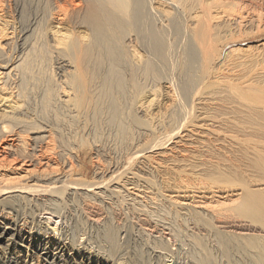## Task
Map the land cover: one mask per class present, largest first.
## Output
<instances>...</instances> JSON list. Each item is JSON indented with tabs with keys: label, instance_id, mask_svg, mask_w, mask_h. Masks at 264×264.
Segmentation results:
<instances>
[{
	"label": "bare ground",
	"instance_id": "1",
	"mask_svg": "<svg viewBox=\"0 0 264 264\" xmlns=\"http://www.w3.org/2000/svg\"><path fill=\"white\" fill-rule=\"evenodd\" d=\"M239 1L242 0H0V264H27L26 259L22 257L24 248L18 249V240L23 243L21 247L26 245L25 249L32 252L36 264H166L169 261L173 262L172 264H264V127L262 130L257 128V144L262 151L259 150L257 159L254 158V166L261 169V176L252 175L251 180L243 182L236 194L234 192L238 189H233L237 179L234 181L231 173L226 171L228 167L224 166L223 170L219 166L207 174L212 179L209 178L212 181L210 185V182H203L205 184L193 188L191 192H187L188 189L184 187H175L182 190L180 193H184L185 198L180 207L179 202H174L173 208L169 206V212L158 203L156 197L154 198L155 191L150 190L154 188L153 180L145 178V185L140 186L142 176L140 181L135 175L127 177L129 188L126 194L133 197L132 203L135 202L138 206L136 208L133 205V208L130 206L129 209L135 212L138 221H148V224L144 222L136 227L132 226L133 222L130 223L131 220L125 218L123 213L121 204L126 202L119 201L120 187L115 186L118 184L119 174L113 170L114 166L108 167L98 163L97 171L101 177L88 182L82 177L80 165L75 162L73 156L76 152L84 151L86 137L98 138L96 136L106 129L107 132L113 131L115 134L112 135L116 137L114 140L124 146L135 138L139 141L151 135L155 138V134H160L161 130L175 126L171 117L166 116L168 112L165 113L168 118L166 123L162 119V122L156 121L158 123L155 127L150 124H147L149 127H142L140 124V116L150 115L152 120L157 118V112L151 113L150 109L160 92L166 95L167 102L163 106L169 112H174L180 105L179 95L186 94L185 87L188 85H183L182 89L174 86L175 78L172 73L177 68L174 67L173 61L175 59L174 53L172 55L174 46L171 32L180 28L178 22L184 19L185 23L189 22L191 42L203 44L207 47L205 49L202 45L204 50L215 48L217 43H224L228 38L230 41L242 28L237 22L226 21V17L243 15L242 12L247 6H258L260 15L257 13L259 16L256 20L259 23L264 21V0H247L249 4ZM256 20L253 17L244 21L246 25L252 26L250 32H253ZM181 28L180 31L183 29ZM257 32L264 33V25L262 31L258 28ZM174 33L172 36H175ZM176 45L179 46V43ZM235 51L238 50L233 49L225 56L229 59L228 64L224 58L226 62L221 65L223 61L220 59L217 72L213 69L212 74L215 72L216 79H219L215 84L218 87L215 88L224 91L234 89L235 92L240 89L236 83L234 85L228 80L223 81L222 78L226 77L225 73L222 74L224 69L218 71L223 66L228 69L233 65L234 68L246 62L238 59L240 57L235 55ZM210 53L207 52V56ZM201 55L203 56L202 53ZM205 56L204 54L203 57ZM213 56L214 52L212 57L210 56L212 60H209L211 65L217 58ZM220 56L218 57L221 58ZM209 68L212 67L208 65ZM201 69L200 72L203 70ZM180 70L182 71V68ZM229 76L226 79H229ZM198 86L195 88L198 89ZM195 88L193 86V89ZM245 88L246 91L254 90L252 85L242 87L244 90ZM263 88H259L260 93ZM178 89L183 93L178 94ZM205 92L208 94V90L201 93L205 95ZM239 94L241 95V92ZM198 95L200 97L199 93ZM204 95L201 99L211 100L210 104L215 101L214 98H205ZM238 99H243L242 95ZM209 106H206V111ZM158 107L161 110L160 106ZM216 120H209V124L207 123L213 128L210 134L214 136L223 132L219 129L220 126L216 127L219 123ZM151 123L155 124L153 121ZM220 123L223 125L222 120ZM207 124L194 125L192 128H202ZM231 126L233 127V124ZM176 129L178 127L171 131ZM180 130L168 133V136L164 134V138L157 134L156 139L152 140L156 141L150 144L147 139L145 146L139 142L134 145L135 141H132L131 145L129 144V148L132 147V156L127 155L124 163L120 161L123 168L131 172L130 164L145 157L147 153L160 150V147L167 145L169 138H174ZM257 131L255 129V132ZM220 134L219 136H222L223 133ZM234 137L237 136H231L233 142L237 140L236 143L241 145V139L234 140ZM8 138L10 140L5 142ZM106 144L98 146L99 152L108 150ZM248 145L250 146V143ZM134 164L135 162L133 166ZM258 172L257 169L255 173ZM163 184L164 189L174 188L171 183ZM173 197L170 196V199ZM196 198L202 201L197 202ZM204 199L206 200L203 201ZM103 202L111 204V207L105 208ZM192 202L193 206L200 205V210L188 208ZM71 208L82 209V213L86 215L84 218L91 219V222L87 219L89 225L87 221L81 220V216L76 231L79 232V239L69 235L67 227L64 226L65 219L72 218ZM50 225H55L52 231H49ZM87 225L92 229L96 228L95 233H90L89 228V231L86 230ZM182 227L189 232H184ZM82 238L86 240L82 241ZM178 240L180 243H191L194 245L191 247L197 249L195 256L192 254L194 257L190 263L183 260L182 251L177 247ZM182 245L181 247H184Z\"/></svg>",
	"mask_w": 264,
	"mask_h": 264
},
{
	"label": "rangeland",
	"instance_id": "2",
	"mask_svg": "<svg viewBox=\"0 0 264 264\" xmlns=\"http://www.w3.org/2000/svg\"><path fill=\"white\" fill-rule=\"evenodd\" d=\"M246 1V2H245ZM240 3H243V4H249V2H247V0H242V1H239ZM245 2V3H244ZM258 6H256V7H249L248 8V6H247V11L245 12V11H243L242 13H244L243 15H241V14H239V15H236V16H231V17H226L225 18V20L226 21H229L230 23H233V22H237V24H239V25H241V29H239V31L240 32H238L237 34H238V36H237V34L236 35H234V37L229 41V38L227 39L228 40V42H227V40H226V42H224V43H222L221 42V44L220 43H217L218 44V49L216 48V46H217V44H216V46H215V48L213 47V48H210V49H208V50H204V47H205V49H207V47L206 46H204L203 44V46L202 45H200V44H197V43H193V42H191L190 41V39H191V37H190V31H189V26H188V24H189V22H187V23H185V20L183 19V21H184V23H183V21H181V22H178V24L180 25V28L182 29L181 31H180V28H176L175 26H173V27H175L177 30L175 31H173V32H171V34H170V37H172V39H171V41H172V43H173V46H174V52H172V55H173V53H174V55H173V58L175 59V60H173V61H175V65H174V67H176L177 69H176V71H177V73H176V71L174 70V74L172 73V76H174L173 78H175V80L173 79V81H174V86L176 87V88H179V87H181L180 89H182V86L184 85V87H185V85H188V86H186L185 87V90H186V94H184L183 93V91L182 90H180V89H178L179 91V93L178 94H180V93H183V94H180L179 95V97H178V99H180V100H178V102H179V106L174 110V112H169V111H167L166 109H165V107L163 106L164 105V103H166L167 102V99H165L166 98V95H164V93L163 92H160L159 93V97L158 98H156V100L154 101V103H153V106H152V109H150L151 110V113H156L157 112V118L156 117H154L155 119L154 120H152L151 119V117H150V115L149 116H140V119H141V126L143 125H146L147 127H149V125H147V124H150L151 126H154V125H157L156 123H158V122H156L157 120L158 121H161L162 122V119H164V123H166V121L168 120V118L169 117H171V119H172V122H174V125L175 126H173L172 125V127L170 128V126H168V128H165V129H163V130H161L162 131V133H161V131H160V134H161V137H165V135L164 134H171L173 131H171L174 127H178V129H176L173 133H175V132H178L181 128H183V126H184V128L183 129H181L180 130V134L178 133V134H176L175 136H173L174 138H169V140H168V142H167V145H164L162 148L160 147V150L159 149H157L156 151H154V152H152V153H147L146 154V156L145 157H143V158H141L140 160H137V161H134V160H132V162L134 161L135 162V164H134V166H133V163L132 164H130V166L132 167H130L131 169L130 170H132L131 172L129 171V169L127 170V169H124L123 168V166H122V162L124 163V158L128 155V156H132V155H130L133 151H131V149H132V147L130 146V148H129V144L132 142V141H135L133 144L135 145V143H137L138 144V142H139V144H141V145H144L145 146V144L146 143H148V142H150V144L153 142L152 140H154V139H156V137H157V134L159 133H157V134H155L156 135V137L154 138V136L153 135H151V136H149V137H147V139H148V142H147V139H145V140H143V139H140V140H142V141H139L137 138H135L134 140H132L130 143H128V144H125L124 146L123 145H121L120 143H118V140H114V138H116V137H114V135H112L114 132L112 131H109L108 130V132L105 130V131H103V133H105V134H103V136L105 135H107L108 133H110V134H108L106 137H103L102 136V134L100 135H97L96 137H98V138H94L95 136H92V137H89V138H87L86 137V139H84L85 140V142H87L86 143V146L83 148L84 149V151H80V152H76V154L75 155H73V156H75L74 157V159H75V162L77 163V164H79L80 165V172H81V174H82V177L85 179V181H88V182H93V181H95V180H98L101 176L99 175V171H97V164L98 163H100L101 165H103V166H114L113 167V170L115 169V171H116V174L118 173L119 174V177H118V180H117V183L118 184H115V186H118V187H120L119 189H120V193H119V196H121V198L119 199V201L121 200V202H126V204L125 203H123V204H121L122 206V208H123V213H125V218H127V219H129V220H131V221H129L130 223L131 222H133V223H131L132 224V226H137L138 224H142V223H144L145 222V224L148 222H146V221H142V222H140V221H138V219H136L135 218V212H133V210H130L129 208H130V206H132V208H133V205L136 207V208H138V206H136L135 204V202H133L132 203V198L133 197H131L130 195H128V194H126V191H127V193H128V188H129V186H127V184H128V182L126 183V181H127V177H132V176H134L135 175V178H137L139 181L142 179V181L141 182H139V184H140V186L142 185V186H144L145 184H143V179H145V178H149V180H153V182L152 183H154L153 185H154V188L153 189H150L152 192L153 191H155V195H154V198L156 199V200H158V203H160L161 204V206L163 205V207H164V209H166V211H169L170 212V210H169V206H170V208L172 207L173 208V206L175 207V203L174 202H176V203H178L179 202V205L178 204H176V205H178L179 207H180V204H182L181 203V201L182 200H184V198H185V195H184V193H180V192H182V190H180L179 188H175V187H177V186H179V187H181V188H186V189H188L187 190V192L189 191V192H191L192 190H194V189H196V187H198L199 185H202V184H207L208 182H210L208 185H210L211 184V182L212 181H210V179H211V176L209 177L208 175H209V173L211 172L212 173V170H216V167L218 168L219 166H221L220 168L221 169H223V170H225V167H228V168H226V171L228 172V173H231L230 175L234 178V181L236 180L237 182H235V188L233 189V190H235L236 191V189H238L236 192H234L235 194L238 192V191H240V188L242 187V185H243V182H245V181H247V180H251V177H253L252 175H259V176H261L259 173H261L260 172V170L261 169H259L258 167H255L254 165V160L255 159H257L256 157H257V154L260 152L259 150H261L262 151V149H260L259 147H258V144H257V141L259 142V138H258V136H259V130H262V127H264V120H263V117H264V97H263V95H264V93H263V91H264V36H263V34L264 33H260V32H257V29L259 28V30H261L262 31V29H263V23H264V21L263 22H261V23H259L256 19H257V17L260 15V12H259V8H257ZM250 9L252 10H254V11H256V12H254L253 10L252 11H250ZM247 12H248V14H247ZM250 12V13H249ZM240 13H241V11H240ZM253 13H255V14H253ZM259 15H258V14ZM251 15V16H250ZM254 17V20H256V22H255V24L256 25H254L255 27H253L254 29H253V32H250L251 30H252V26H248V25H246V21L247 20H249V19H252V18ZM245 21V22H244ZM177 23V22H176ZM175 23V24H176ZM182 23V24H181ZM244 23V24H243ZM259 23V24H258ZM184 24H186V25H184ZM260 24H262L261 26H260ZM177 25V24H176ZM178 25V26H179ZM182 25V26H181ZM187 27L186 29H184V27ZM247 26V27H246ZM258 26V27H257ZM236 27H237V25H236ZM251 27V28H250ZM257 27V29H255ZM261 28V29H260ZM243 30V31H242ZM245 30V31H244ZM179 31V33H177ZM241 31H242V33H241ZM247 31H249V32H247ZM174 32H176V33H174ZM182 32V33H181ZM248 34H247V33ZM255 32H257V35L255 34ZM173 33L175 34V36H172L173 35ZM250 33H253V34H250ZM258 33H259V35H258ZM177 34H179V36H177ZM184 34H186V35H184ZM189 34V35H188ZM244 34V35H243ZM243 35V36H242ZM261 35V36H260ZM182 36V37H181ZM240 36V37H239ZM246 36V37H245ZM256 36V37H255ZM174 37H175V39H174ZM180 38V39H179ZM173 40H175V41H173ZM187 40H188V42H187ZM184 41V42H183ZM174 42H176L177 44L179 43V46H177L176 45V43H174ZM190 42V43H189ZM193 43V44H192ZM227 43V44H226ZM182 44V45H181ZM220 44V45H219ZM226 44V45H225ZM176 45V46H175ZM186 45V46H185ZM190 45H192V46H190ZM196 45V46H195ZM197 45H199V46H202V47H200L199 48V46L197 47ZM190 46V47H189ZM195 46V47H194ZM184 47V48H183ZM191 47H192V51H191ZM183 48V49H182ZM198 48L201 50H198ZM202 48V49H201ZM214 51H213V50ZM238 50L237 52L235 51V55L237 56V57H240V58H238V59H243L244 61H246L245 63H241L242 65H240V66H242V67H240V66H234V68H233V65H232V67L231 66H229L228 67V69L227 68H225L224 66H223V68H220L218 71H220L221 72V70L222 69H224L223 70V72H222V74H226V77L228 76V75H230L228 78L230 79V81H229V79H226V77H224V76H222V77H224V78H222L223 79V81H225V82H227V80H228V82H230V83H232V84H234L235 85V83L236 84H238V86L240 87V89H238V90H240V91H238V93H237V91L235 92V90L233 91L232 89H229L228 91L227 90H221V89H218V88H215V87H218V85L216 86L215 84L217 83V81L219 80L218 78L216 79V76H215V72L212 74V72H213V69H215L216 70V72H217V69L219 68V65L221 64H223V63H225L226 61V64H228L229 63V59H226V55L230 52V51H232V50ZM240 49V50H239ZM257 49V50H256ZM197 50H198V52H197ZM203 50V51H202ZM209 50H211V51H209ZM215 50H216V52H215ZM242 50V51H241ZM249 50V51H248ZM261 50V51H260ZM217 51L219 52V54H216L217 53ZM260 51V52H259ZM184 52V53H183ZM208 52V54L210 53V55L209 56H207L208 54H206ZM213 52H214V56L213 57H217L216 58V62H215V59L213 60L214 62H215V64H216V66H215V64H214V62H213V64L211 65L210 63H212V62H209V60L211 59V57H212V55H213ZM201 53L203 54V56H204V54L208 57H203L202 55H201ZM178 54V55H177ZM198 54H200L199 56H201V57H199L198 56ZM242 54V55H241ZM221 55V56H220ZM257 55V56H256ZM178 56V57H177ZM211 56V57H210ZM218 56H220L221 58H219ZM242 56H244V57H242ZM191 57H192V59H191ZM232 57H234L235 58V56H232ZM232 57H231V59H232ZM236 57V58H237ZM246 57V58H245ZM204 58L206 59V60H204ZM223 58V59H222ZM226 59V61H225V59ZM245 58V59H244ZM251 58V59H250ZM201 59H203V60H201ZM207 59H208V61H207ZM220 59H221V61H223V62H221L220 61ZM198 60H201V61H198ZM212 60V59H211ZM198 61V63H195V62H197ZM205 61V62H204ZM208 63H207V62ZM219 61L221 62L219 65H217L218 63H219ZM193 62V63H192ZM201 62V63H200ZM202 62H204L203 64H202ZM248 62V63H247ZM182 63V64H181ZM191 63V64H190ZM195 63V64H194ZM199 63H200V65H199ZM207 65H206V64ZM246 64V65H245ZM180 65V66H179ZM207 66V69H208V65H209V67L211 66L212 68H209L208 70L207 69H205V67ZM182 66H184V67H182ZM200 66H204V68H202V67H200ZM215 66V67H214ZM231 67V68H230ZM261 67H262V69H261ZM182 68V71L180 70ZM203 70H202V69ZM217 68V69H216ZM230 68V69H229ZM175 69V68H174ZM200 69L203 71H201L200 72ZM238 69V70H237ZM244 69V70H243ZM180 70V71H179ZM205 70V71H204ZM227 70V71H226ZM230 70H232V71H230ZM226 71V72H225ZM230 73H229V72ZM180 72H181V74H180ZM185 73V74H184ZM187 73V74H186ZM202 73V74H201ZM208 73H209V75H208ZM235 73V74H234ZM243 73V74H242ZM249 73V74H248ZM179 74V75H178ZM189 74V75H188ZM196 74V75H195ZM207 74V75H206ZM218 74H219V72H218ZM221 74V73H220ZM221 74V75H222ZM251 74V75H250ZM183 75V76H182ZM233 75V76H232ZM245 75V76H244ZM171 76V77H172ZM178 76H180L181 78H179ZM185 76V77H184ZM200 76V77H199ZM234 76H235V78H234ZM242 76V77H241ZM244 76V77H243ZM221 77V76H220ZM254 77V78H253ZM232 78V79H231ZM234 78V79H233ZM244 79V81H243V79ZM253 78V79H252ZM221 78H220V80H222ZM262 79H263V81H262ZM197 80V81H196ZM204 80V81H203ZM253 81V82H252ZM203 83V84H201V83ZM212 82V83H211ZM256 84H255V83ZM200 83V84H199ZM241 85H240V84ZM246 83V84H245ZM228 84V83H227ZM261 84V85H260ZM177 85V86H176ZM196 85L200 88H195L196 87ZM202 85H204V87L202 86ZM207 85V86H206ZM210 85H213V86H210ZM249 85H252V87L254 88V90H255V88H256V86L257 87H259V88H263V89H261L260 91H261V93L259 92V88L257 89L256 88V92L254 91V90H251V89H249V90H247L246 91V89L247 88H245V90L244 89H242V87L244 88V86L246 87V86H249ZM193 86H194V88L196 89H193ZM200 86H202V87H200ZM206 86V87H205ZM202 88V89H201ZM205 88H206V90H208V94H207V92H205V95L203 94V93H201L202 91L204 92V91H206L205 90ZM208 88V89H207ZM215 88V89H214ZM204 89V90H203ZM214 89V90H213ZM218 89V90H217ZM199 90H200V92H199ZM217 90V91H216ZM197 91V93H195ZM226 91H227V93H226ZM231 91H233L232 93H230ZM248 91L250 92V93H248ZM241 92V95H242V98L243 99H238V98H240L241 97V95L239 94ZM243 92V93H242ZM260 94H263V95H260ZM193 93H195L194 95H193ZM198 93L200 94V97H199V95H198ZM254 93H256V94H254ZM257 93H258V95H257ZM191 94V95H190ZM197 94V95H196ZM201 94H203L204 95V97L206 98V97H210V98H214V100L215 101H217V102H215V101H213L211 104H210V102H211V100H205V99H201V97H203V95H201ZM214 94V95H213ZM217 94H220V95H218L217 96ZM222 94V95H221ZM229 94V95H228ZM235 94H237L238 96H236ZM243 94H244V96H243ZM252 94V95H251ZM254 94V95H253ZM164 97H163V96ZM194 97H193V96ZM209 95V96H208ZM240 95V96H239ZM246 95V96H245ZM249 95V96H248ZM184 96V97H183ZM188 96H190V97H188ZM196 96V97H195ZM220 96H222V98L220 97ZM226 96V97H225ZM220 97V98H219ZM229 97V98H228ZM244 97H247V99L246 98H244ZM253 97V98H252ZM194 98H195V100H194ZM216 98V99H215ZM252 98V100L251 101H249L250 99ZM162 99V100H161ZM220 99H221V101H220ZM223 99V100H222ZM233 99V100H232ZM235 99V100H234ZM259 99H261V100H259ZM158 100V101H157ZM193 100V101H192ZM198 100V101H197ZM203 100V101H202ZM219 100V101H218ZM229 100H231V102H232V104H231V102H229ZM246 100V101H245ZM253 100H254V102H253ZM257 100H259V103H257L258 101ZM156 101H157V103H156ZM181 101H182V103H181ZM201 101V102H200ZM225 101H227V102H225ZM239 101V102H238ZM198 102H199V104H198ZM204 102V103H203ZM221 103V105L219 104V103ZM244 102V103H243ZM249 102H250V104H249ZM263 102V103H262ZM201 103H203V104H206V105H201ZM208 103V104H207ZM225 103H227V104H225ZM241 103V104H240ZM261 103V104H260ZM162 104V105H161ZM183 104V105H182ZM214 104V105H213ZM216 104V105H215ZM219 104V105H218ZM253 104V105H252ZM200 105V106H199ZM208 105H210L209 107H208V111H206L207 110V108H206V106H208ZM227 105V106H226ZM229 105V106H228ZM237 105V106H236ZM243 105V106H242ZM263 105V106H262ZM156 106H157V109H156ZM158 106H160V109L161 110H159V107ZM163 106V107H162ZM215 106V107H214ZM219 106V107H218ZM236 106V107H235ZM240 106V107H239ZM255 106V107H254ZM257 106V107H256ZM196 107V108H195ZM252 107V108H251ZM166 110V111H164V109ZM204 108V109H203ZM218 108V109H217ZM238 108H240V109H238ZM254 108V109H253ZM256 108H257V110H256ZM162 109H163V111H162ZM186 109V110H185ZM206 109V110H205ZM213 109V110H212ZM217 109V110H216ZM252 109V110H251ZM157 110V111H156ZM208 112V113H206L205 114V112ZM212 110V111H211ZM223 110V111H222ZM246 110H247V112H246ZM251 110V111H250ZM256 110V111H255ZM261 110V111H260ZM130 111V110H129ZM132 111V110H131ZM154 111V112H153ZM214 111V112H213ZM216 111V112H215ZM232 111V112H231ZM240 111V112H239ZM160 112V113H159ZM164 114V115H162V113ZM166 112H168V114L166 113ZM185 112V113H184ZM197 112V113H196ZM224 112H226V113H224ZM263 112V113H262ZM160 115H159V114ZM165 113L167 114L166 116L168 117H166L165 116ZM192 113V114H191ZM210 113V114H209ZM213 113V114H212ZM220 113V114H219ZM221 113H222V115L223 114H225L224 116H222L221 115ZM233 113H234V115H233ZM171 114V115H170ZM195 114V115H194ZM201 114V115H200ZM209 114V115H208ZM215 114V115H214ZM220 115V117L222 116V119L218 116V115ZM235 114H237V115H235ZM250 114V115H249ZM141 115V114H140ZM172 115L173 116H175L174 118L172 117ZM200 115V116H199ZM206 115H207V118H206ZM212 115V116H211ZM227 115H229L228 117H227ZM253 115V116H252ZM260 115V116H259ZM263 115V116H262ZM198 116V117H197ZM203 116V117H202ZM208 116H211V117H208ZM231 116V117H230ZM249 116V117H248ZM146 117V118H145ZM150 117V118H149ZM161 117V118H160ZM164 117H166V118H164ZM213 117V118H212ZM220 118V120H222V122H223V125L220 123V120H219V118ZM225 117H226V119L228 118L229 119V121H228V119H227V121L230 123V124H227L228 122L226 121V122H224L226 119H225ZM230 117V118H229ZM240 118V119H238V118ZM247 117V118H246ZM258 117V118H257ZM153 118V117H152ZM159 118V119H158ZM178 118V119H177ZM195 118V119H194ZM199 118V119H198ZM203 118H204V122H203ZM215 118V119H214ZM223 118L225 119V120H223ZM234 119V120H232V119ZM161 119V120H160ZM167 119V120H166ZM201 119V120H200ZM217 119V120H216ZM148 121V123H147V121ZM153 121V123L155 122V124H152L151 122ZM200 120V121H199ZM209 120H211V121H215L216 120V122H219V123H217V125H216V127L218 128L219 126L222 128H220L219 127V129L220 130H222L221 132L224 134V136H223V134H222V136H219V134H217V136L215 135L214 136V134L212 135V134H210L211 132H210V130H212L213 128H211V126H208V122H210ZM238 120V121H237ZM243 120V121H242ZM144 121H146V122H144ZM181 121V122H180ZM206 121V122H205ZM236 122V123H232V122ZM254 121V122H253ZM144 124H143V123ZM198 123H200V124H198ZM208 123V124H207ZM233 124V127L231 126L232 124ZM238 123H239V125H238ZM244 125H243V124ZM183 124V125H182ZM201 124H207V126H203L202 128H195L194 127V129L192 128V126H194V125H196V126H198V125H201ZM218 124H220V125H218ZM225 124V125H224ZM229 125L228 127H227V125ZM236 124V125H235ZM248 124V125H247ZM250 124V125H249ZM189 125V126H188ZM142 126V127H143ZM146 126H144V127H146ZM182 126V127H181ZM223 126H224V128H223ZM230 126L232 127V129L230 128ZM235 126V127H234ZM240 127L241 126V128H238V127ZM247 126V127H246ZM259 126H260V128H259ZM155 127V126H154ZM181 127V128H180ZM189 127V128H188ZM227 127V131L225 130V128ZM239 129V132H237V128ZM246 127V128H245ZM205 128V129H204ZM207 128V129H206ZM210 128V129H209ZM228 128H229V130H228ZM233 128H234V130H235V132H234V130H233ZM236 128V129H235ZM253 130H252V129ZM257 128L259 129L258 131H257ZM169 129V130H168ZM193 129V130H192ZM209 129V130H208ZM218 129V130H219ZM224 129V130H223ZM241 129V130H240ZM255 129H256V131L257 132H255ZM264 129V128H263ZM168 130V131H167ZM195 130V131H194ZM215 130H217V129H215ZM230 130H233L232 132H229ZM191 131V132H190ZM225 131H226V133H225ZM242 131V132H241ZM167 132V133H166ZM234 132V133H233ZM249 134H248V133ZM253 132V133H252ZM229 133V134H228ZM235 133H236V135H235ZM237 133H239V134H237ZM115 134V133H114ZM160 134H158V136L160 135ZM168 134V135H169ZM189 136H188V135ZM191 134V135H190ZM220 134V135H221ZM231 134V135H230ZM233 134H234V136H237V137H234V140H235V138H239V139H241L240 141V143H242V144H244V146L241 144H238V143H236L237 142V140H236V142L234 143L233 142V140H232V138H233ZM241 134V135H240ZM244 134V135H243ZM251 134V135H250ZM256 134H257V136H256ZM110 135V136H109ZM167 135V136H168ZM185 135H186V137L188 138H186L185 137ZM196 135V136H195ZM200 135V136H199ZM201 135H203V136H201ZM101 136V137H100ZM166 136V137H167ZM219 136V137H218ZM231 136H232V138H231ZM256 136V137H255ZM103 137V138H102ZM223 137V138H222ZM228 137V138H227ZM248 137V138H247ZM151 138V139H150ZM168 138V137H167ZM219 138H221V140L219 139ZM226 140H225V139ZM247 138V139H246ZM89 139V140H88ZM96 139L99 141H96ZM138 141H137V140ZM201 139V140H200ZM217 139V140H216ZM239 139H238V142H239ZM10 139L8 138V140H6L5 142H8ZM86 140H88V141H86ZM171 140V141H170ZM186 140V141H185ZM224 140V141H223ZM245 140V141H244ZM113 141V142H112ZM117 141V142H116ZM156 141V140H155ZM154 141V142H155ZM203 141V142H202ZM220 141V142H219ZM120 142V141H119ZM146 142V143H145ZM153 142V143H154ZM180 142V143H179ZM204 142H205V144H204ZM219 142V143H218ZM223 142V143H222ZM227 142V143H226ZM106 144L107 146H108V150L106 151V152H103L102 150L99 152V150L97 149L98 148V146H101V144ZM189 143V144H188ZM210 143V144H209ZM218 143V144H217ZM226 143V144H225ZM250 143V146L248 145ZM99 144V145H98ZM166 144V143H165ZM223 144V145H222ZM89 145V146H88ZM128 145V146H127ZM131 145V144H130ZM147 145V144H146ZM239 145V146H238ZM246 145H248L247 147H246ZM252 145V146H251ZM95 146V147H94ZM116 146V147H115ZM127 146V147H126ZM203 146V147H202ZM206 147V148H205ZM211 147H213V148H211ZM234 147V148H233ZM246 149H245V148ZM123 148V149H122ZM126 148V149H125ZM177 148V149H176ZM220 148V149H219ZM225 148V149H224ZM110 149V150H109ZM116 149V150H115ZM194 151H193V150ZM230 149V150H229ZM123 150V151H122ZM206 150V151H205ZM241 150V151H240ZM243 150V151H242ZM222 151V152H221ZM109 152V153H108ZM125 152V153H124ZM128 152V153H127ZM210 154H209V153ZM214 152V153H213ZM244 154H243V153ZM97 153H99V154H97ZM104 153V154H103ZM253 153V154H252ZM196 154V155H195ZM202 154V155H201ZM238 154H240V155H238ZM248 154V155H247ZM256 154V155H255ZM119 155V156H118ZM122 155V156H121ZM199 155V156H198ZM201 155V156H200ZM205 155V156H204ZM149 156V157H148ZM224 156V157H223ZM251 156V157H250ZM230 157V158H229ZM238 157V158H237ZM193 158V159H192ZM248 158V159H247ZM255 158V159H254ZM201 159V160H200ZM235 159V160H234ZM149 160V161H148ZM223 160V161H222ZM240 160V161H239ZM249 162H248V161ZM120 161H122V162H120ZM175 161H177V162H175ZM228 161V162H227ZM230 161V162H229ZM256 161V160H255ZM239 162V163H238ZM248 162V163H247ZM103 163V164H102ZM113 163V164H112ZM119 163H121L120 165H118ZM200 163V164H199ZM210 163V164H209ZM214 163V164H213ZM242 163V164H241ZM108 164V165H107ZM115 164V165H114ZM187 164V165H186ZM203 164H205V165H203ZM224 164V165H223ZM228 164V165H227ZM230 164V165H229ZM232 164V165H231ZM252 164V165H251ZM191 167H190V166ZM118 166V168H116ZM189 166V167H188ZM224 168H223V167ZM238 166V167H237ZM121 167V168H120ZM134 167V168H133ZM186 167V168H185ZM188 167V168H187ZM203 167V168H202ZM232 167V168H231ZM246 167V168H245ZM254 167V168H253ZM148 168H150V169H148ZM205 168H207V169H205ZM231 168V170H228V169H230ZM121 170V171H119V170ZM134 169V170H133ZM146 169H148V170H146ZM247 169V170H246ZM253 169V170H252ZM257 169H258V173H255V172H257ZM123 170H126V171H123ZM208 170V171H207ZM122 171H123V173L124 174H126V175H124L123 173H122ZM128 171V172H127ZM174 171H176V172H174ZM184 171H186V172H184ZM130 172V173H129ZM202 172V173H201ZM133 173V174H132ZM182 173V174H181ZM206 173V174H205ZM234 173V174H233ZM114 174V173H113ZM124 176H123V175ZM184 174V175H183ZM192 174V175H191ZM202 174H204V175H202ZM208 174V175H207ZM138 175H139V178H138ZM187 175V176H186ZM194 175V176H193ZM241 175V176H240ZM247 175V176H246ZM109 176H111V175H109ZM109 176H107V177H109ZM137 176V177H136ZM140 176H142V178L140 177ZM205 176H208V177H205ZM250 176V177H249ZM125 177V178H124ZM144 177V178H143ZM155 177V178H154ZM204 177V178H203ZM123 178H124V180H123ZM141 178V179H140ZM151 178V179H150ZM184 178V179H183ZM201 178V179H200ZM208 180H207V179ZM210 178V179H209ZM239 178V179H238ZM169 179V180H168ZM197 179H199V180H197ZM203 179H206V180H203ZM212 180V179H211ZM239 180V181H238ZM155 181V182H154ZM178 181V182H177ZM196 181H198V182H196ZM158 182V183H157ZM164 182H168V183H171L170 185L171 186H174V188H175V190H174V188H172V189H169V188H165L164 189V187H165V185L163 184ZM203 182H205V183H203ZM162 183V184H161ZM120 184V185H119ZM159 184V185H158ZM182 184H184V185H182ZM122 185H124V186H126V187H124V186H122ZM193 185V186H192ZM150 186H152V184H150ZM155 186H157V188L155 187ZM192 186V187H191ZM215 186V185H214ZM124 187V188H123ZM153 187V186H152ZM160 187V188H159ZM189 187V188H188ZM159 188V189H158ZM194 188V189H193ZM125 189V190H124ZM154 189H156V190H154ZM167 189V190H166ZM177 189V190H176ZM179 189V190H178ZM161 192V193H160ZM123 194V195H122ZM154 194V193H153ZM179 194V195H178ZM188 194H191V193H188ZM187 194V195H188ZM170 196L171 197H173V199H170ZM184 196V197H183ZM159 198V199H158ZM196 200H197V202H201L202 200L200 199V198H196ZM206 199H204L203 201H205ZM160 201V202H159ZM119 203V202H118ZM130 203H132L131 205H130ZM106 204V205H105ZM194 205V203L192 202V203H190L189 204V207L188 208H193L194 210H200V205H198V204H195V206H193ZM111 204H109V203H104L103 202V206L105 207V208H107V209H109L111 206H110ZM124 205V206H123ZM110 206V207H109ZM154 207V206H153ZM182 207V206H181ZM125 208V209H124ZM80 208H78V209H76V208H71V214H72V218L71 217H68L67 219H65V224H64V226H66L67 228L66 229H68L67 231H68V234L69 235H71L72 237H74V236H76V238L77 239H79L78 237H79V235H77L79 232H76V231H78V229H77V227H78V223H79V220H80V218H82L81 220L82 221H87V219L88 218H84V217H86V215L84 216V214L82 213V209H80ZM73 210V211H72ZM76 210H77V212H78V214H76L77 212H76ZM79 210V211H78ZM125 210V211H124ZM74 213V214H73ZM80 213V214H79ZM83 214V215H82ZM134 214V215H133ZM129 215V217H126V216H128ZM82 216V217H81ZM75 217V218H74ZM77 217H78V219H77ZM69 218L71 219V220H69ZM157 218V217H156ZM134 219V220H133ZM91 219H88V221H90ZM78 221V222H77ZM84 221V222H85ZM87 221V222H88ZM91 222V221H90ZM136 222V223H135ZM140 222V223H139ZM62 224V223H61ZM67 224V225H66ZM76 224V226H74ZM88 224L90 225V223L88 222ZM148 224V223H147ZM89 225H87V229L86 230H88L89 231V229H90V233H95V229L96 228H91V227H89ZM72 226V228H70ZM55 227V225H50V230L49 231H52V229ZM145 227H148V226H145ZM144 227V228H145ZM178 227H180V226H178ZM89 228V229H88ZM75 229V230H74ZM146 229V228H145ZM147 229H149V228H147ZM182 230H184V232H187L188 230L187 229H185V227H182L181 228ZM91 230H92V232H91ZM72 231V232H71ZM74 231V232H73ZM94 231V232H93ZM238 231V230H237ZM71 232V233H70ZM189 232V231H188ZM187 232V233H188ZM55 234L58 236L59 234L57 233V232H55ZM74 235V236H73ZM86 239H87V237H85ZM83 240L82 241H85L86 239H84V238H82ZM19 241V243H20V245L18 246V249H23L24 248V252H22V257L23 258H25L26 259V261H27V264H36V260H34L33 258H32V252H30L29 251V249H28V251H27V249H25V247H26V245H24V247H21V246H23V243L20 241V240H18ZM180 240H178V245H177V247H179L180 249H181V251H182V257L184 258L183 260L185 261V262H189L190 263V261H191V259L193 260V257L195 256V253L197 252V249L196 248H193V244H191V243H188V242H182L181 241V243L179 242ZM180 243V244H179ZM185 243V245H182V244H184ZM210 243H208V245H209ZM181 245L182 246H184V247H181ZM187 245V246H186ZM191 245H193L192 247H191ZM189 247V248H188ZM195 250H196V252H195ZM14 253L16 252V251H13ZM184 252V253H183ZM13 253V254H14ZM192 254H194V256L192 255ZM19 255H21V254H19ZM185 258H187V259H185ZM190 258V259H189ZM187 260V261H186ZM173 262H171V261H169V262H166V264H172Z\"/></svg>",
	"mask_w": 264,
	"mask_h": 264
}]
</instances>
